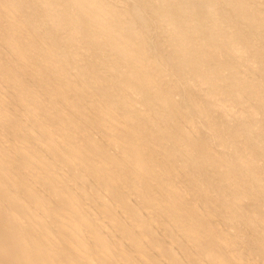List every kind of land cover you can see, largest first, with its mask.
Instances as JSON below:
<instances>
[{"label": "bare ground", "instance_id": "1", "mask_svg": "<svg viewBox=\"0 0 264 264\" xmlns=\"http://www.w3.org/2000/svg\"><path fill=\"white\" fill-rule=\"evenodd\" d=\"M0 264H264V0H0Z\"/></svg>", "mask_w": 264, "mask_h": 264}]
</instances>
